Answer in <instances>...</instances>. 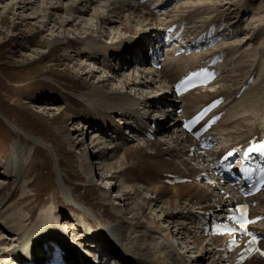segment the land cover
I'll return each mask as SVG.
<instances>
[{
  "label": "bare ground",
  "instance_id": "bare-ground-1",
  "mask_svg": "<svg viewBox=\"0 0 264 264\" xmlns=\"http://www.w3.org/2000/svg\"><path fill=\"white\" fill-rule=\"evenodd\" d=\"M40 1L43 9L40 7L42 10L38 13L32 6ZM94 1L18 0L15 6L23 11L32 8L36 11H32V18L42 19L41 24L45 27L52 26L46 31L57 33L51 36L54 49L62 47L73 52L72 48L76 46L82 50L81 55L76 53L77 56L95 61V65L100 58L105 60L102 74L108 78L103 79L101 76V80L99 77L89 87L93 91L88 94L90 98L85 101L68 98L75 105H90V108L73 111L68 107L70 114L67 117L71 120L75 113L83 121L82 128L78 129L81 137L86 134V129L96 127L91 139L95 153L83 148L81 165L87 180L92 184H95L94 178L99 174L96 168L102 171L99 177L103 183L115 181L110 188L98 186L104 202L111 203L122 224H113L111 228L90 224L88 229H73L74 238L78 240L73 242L70 241L68 225H62L63 220L54 213V209L49 208L43 218L35 220L36 216L29 211V195L22 194L18 200L15 199L17 191L4 197L0 195V264H47V257L56 247L73 249L76 245L82 246L78 248L79 253L95 256L102 264H237L234 256H229L222 249V238L200 235L198 223L204 213L222 212L220 207L229 200L225 198L226 194L231 193L230 186L224 185L214 175L215 154L220 157L240 143L247 144L254 136L259 135V139L264 137V75L256 76L264 69V50L255 59H247L239 64L234 58L242 47L253 46L256 35L249 39L247 36L246 40L219 43L216 49L207 50L201 56L192 47L198 41L189 39L185 47L182 44L173 49L162 69L158 70L150 66L148 49L159 45L164 30L176 23L187 22L186 34L194 35V28L202 29L192 25V21L199 18L206 26L222 25L234 36V31L241 29H237L238 22L230 17L233 13L229 12L234 8L237 14L244 12L251 0H186L165 12L160 10L165 9L170 0H100L103 4L98 3L99 6L95 5V8L103 10L100 12L97 8V15L87 20L92 24L80 28L79 32L84 36H77L75 40H70L67 34L62 37L59 30L67 31L76 17L85 16ZM219 6L224 7L222 12L209 17L212 9ZM60 11H63V15ZM136 20L138 23H149L150 30L142 32L144 36L115 44L106 41L108 36L104 32L108 27L110 32L122 28L128 33ZM255 23L261 32L264 29V17H254L251 24ZM181 48L187 51L191 49L193 53L175 56ZM216 56L218 60L220 57H234L226 59L224 63L219 62L222 72L211 86L213 90H193L182 96L181 100L171 96L170 85L174 80L190 68L203 66V61L208 57ZM250 56L247 55L248 58ZM238 57L241 58L240 55ZM128 64L137 70L136 73H140L139 77L119 72H123ZM77 65L83 80L92 79L96 72H100L99 68H90L87 63L77 62ZM111 65H114L113 69ZM252 74H255L253 79L250 78ZM116 77L120 79L118 84H107L108 80L113 83ZM51 87H46L49 98H57L58 92ZM220 97L226 101L220 108L224 115L211 133L221 144L217 150L202 151L184 129L182 120L204 103ZM50 109H54L50 103L41 107L43 112H49ZM155 122H159V132L155 136H148L149 125ZM111 129L113 135L109 132ZM124 130L130 131L134 139L129 141ZM22 131L27 137L30 136V133ZM101 139L103 141L100 142ZM11 151L12 157L7 155V159L0 162V179L4 180L0 181V193L1 188H5L2 186L6 184L5 180L17 177L30 158L19 141L14 143ZM214 180L216 182L211 184ZM25 185L26 188L30 186ZM254 200L258 204L252 209L253 216L264 217V192ZM146 207L159 211L160 217H149ZM257 228L264 234V219ZM17 242L19 247L12 248ZM182 243L185 244L186 254L180 250L179 244ZM76 256L79 257L77 253ZM257 261L264 264V258L260 255L252 256L245 264H255Z\"/></svg>",
  "mask_w": 264,
  "mask_h": 264
},
{
  "label": "rangeland",
  "instance_id": "rangeland-1",
  "mask_svg": "<svg viewBox=\"0 0 264 264\" xmlns=\"http://www.w3.org/2000/svg\"><path fill=\"white\" fill-rule=\"evenodd\" d=\"M16 1L18 2V0H0V162L7 159V155H9V158L10 156L12 157L11 148L14 143L18 141L23 147V150L28 152L30 158L27 164H25V167L19 172V175L17 173V177L12 180H5L6 184L2 185L5 188H1L0 195L4 197L5 195H11L14 191H17L15 196L16 200H18L22 194L29 195L31 198L29 201L31 202L29 211L32 212V214L34 213L33 215L36 216L34 217L35 220L43 218L45 212L49 208L52 210L54 209V213L60 216L61 221L63 220L62 225L65 224V226H69H67V228L71 231L70 241L75 242L78 240L74 238L72 233L73 229L78 230L80 227L82 228L80 230L88 229L90 224H95L94 226L99 224L109 228H111L113 224H122V220H119L116 216L117 214H115L111 203L108 202V204H106L104 202L98 186L101 185L110 188L115 184V181L106 184L103 183V181L100 180L101 177H99L102 171L96 168V173L99 174L98 177L96 175L94 178L95 184H92L87 180L86 173L81 165L82 159H80V157L83 148L89 149L93 154L95 153L94 148H92L91 139L93 137L92 133L96 130V127L93 126L90 129H86V134L84 137H81L78 129L82 128L83 121L80 120L75 113L71 116L73 119L68 120L67 117L68 114H70L69 110H67L68 107L73 111H85V109L88 110L90 108V105H86V107L75 105V103L68 98L80 99L82 101L90 98L88 94L93 92L90 91L92 84L97 82L99 77V80H101L102 77L103 79L108 78L102 74V71L105 69L103 67L105 60L103 61V59L100 58L95 65V61H87L86 58H82V56H80L82 50L76 46L72 48L73 52L62 47L54 49V47L51 46V36L57 33L49 30L46 31L47 28L51 29L52 26L45 27L43 23L41 24L42 19L32 18V11H38V13H40L43 9L42 2L40 1V3L36 2L33 4L32 7H34L33 9L36 11L32 8L23 11L15 6L17 3ZM185 1L186 0H170L166 8L164 7L165 9L160 11H169L172 7L175 8L176 5L179 6L185 3ZM187 1L192 2L194 0ZM196 2L199 1L196 0ZM98 3L101 5L103 4L100 0L94 1L93 4H90L89 11L84 14L85 16L76 17L77 19L72 22L73 24L68 27L67 31L59 30L61 33L59 34L62 35V37L67 34L66 36L70 38V40L77 39V36H84L79 32L80 28L82 25L86 27L85 25L87 24L88 27L92 24L87 20L90 19L91 16L97 15L96 9L98 7L95 8V5ZM6 5L9 6L6 7ZM98 9L100 12L103 10V8ZM223 9L224 7L220 8L219 6L217 9H212L211 12L213 14L210 13V15H205H209V17L217 16ZM234 9L229 12L233 13L230 14V17L237 20V29L241 30L234 31L233 36L230 31L225 29L227 33L225 32V34L221 35H228L227 39L220 40L215 47L222 42H234L240 39L246 40L247 36L249 39L256 35L253 40V46H249L251 49L246 48V46L242 47L239 53L241 58L238 57V54V56L234 58V61H239L238 63L240 64L247 59H249V61L250 59L252 60V58L255 59V57L260 56L264 50V29L259 32V25L256 23L254 25L251 24L254 17L256 19L261 16L264 17V0H251L246 10L240 13L241 15L235 13L237 9ZM156 11H159V9ZM62 12L63 11H60L63 15ZM81 17L83 19L80 20ZM124 19H126V17H124ZM194 20L195 21L191 20L194 22L192 25L199 28L202 27V29L206 27L201 18ZM137 23V20L136 23L133 22L132 30L128 33L123 31L122 28H120V30L115 29V31L111 30L110 32V28L108 27L104 32V35L108 36L106 41L109 44H115L117 42H122V40L138 39V37L144 36L142 32L150 30L149 23ZM202 29L198 30V28H194L192 31H196L194 33H199ZM215 47L211 49L214 50L216 49ZM232 48L234 49V47ZM246 49L250 50L248 51L249 53L245 51ZM76 53L80 55L77 56ZM247 53L251 54L249 58L247 57ZM233 57L234 56H228L226 59ZM226 59H224L222 63H224ZM258 59L259 58H257V60ZM261 61L262 59L257 63ZM77 62L87 63L90 68H99L100 72H96V76L92 79L83 80V78H81L82 76H80L81 71L78 68ZM113 66L114 65H111V68ZM124 68L123 72L121 70L119 72L125 73V75L128 76L139 77L140 73H136L137 70H133L134 67L131 66V64L126 65ZM260 74L264 75V69L262 73H256V76H260ZM118 80L120 79L116 77L113 83L108 80L107 84H118ZM48 86H52V90L58 92L57 98H49L48 89H46ZM44 89H46V91L43 95ZM211 89L203 88L201 90ZM46 92L47 95H45ZM135 96L138 97L137 94ZM238 97H240V95ZM231 101L229 100V102ZM45 103L53 104L54 109H50L49 112H43L41 107ZM179 114L182 115L181 113ZM87 116L90 117V115ZM153 125L156 124L153 123ZM22 130H25L28 134L30 133V136L27 137ZM109 132L112 135L114 134L112 129L109 130ZM126 136L129 141L134 139L130 131H126ZM101 141L103 140L101 139L100 142ZM70 143H72L74 147ZM220 144L221 141L217 143L218 146H220ZM103 146L105 147V145H102V147ZM119 155L122 156V153L119 152ZM2 163L4 164L5 162ZM1 171L2 169L0 168V172ZM0 181L4 182V180L1 179ZM25 184H30V186L26 188ZM5 198H7V196ZM9 204L10 202L8 205ZM145 209L149 217H158L160 214L159 211L150 210L149 207ZM77 220H79V223H77ZM18 245L19 243L17 242V245L12 248L16 249L19 247ZM179 246L181 247L180 250L186 254L185 244L182 243L179 244ZM74 247L79 248L82 246L76 245ZM258 263L261 264V262Z\"/></svg>",
  "mask_w": 264,
  "mask_h": 264
},
{
  "label": "snow or ice",
  "instance_id": "snow-or-ice-1",
  "mask_svg": "<svg viewBox=\"0 0 264 264\" xmlns=\"http://www.w3.org/2000/svg\"><path fill=\"white\" fill-rule=\"evenodd\" d=\"M201 115H203V114H201ZM200 118H201V116H197L194 120L190 121L186 125L188 127L189 131H192V126L195 125L199 121ZM262 147H264V146H262ZM243 207L246 210L247 206L245 205ZM244 214L245 213L242 212V217L244 216ZM240 226H241V228H244L245 227L243 223H241ZM245 233L247 235L252 236V240L250 241V245H249V251H252L253 250V247L252 246H254L256 244V237L254 235H252L251 232H247V229L246 228H245ZM233 243H235V241H233ZM256 251H259V249H256ZM261 254H264V253H261Z\"/></svg>",
  "mask_w": 264,
  "mask_h": 264
}]
</instances>
